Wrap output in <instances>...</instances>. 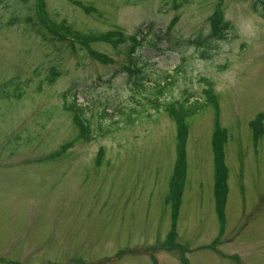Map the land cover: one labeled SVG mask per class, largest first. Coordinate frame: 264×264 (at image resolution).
I'll return each instance as SVG.
<instances>
[{"label": "rangeland", "instance_id": "obj_1", "mask_svg": "<svg viewBox=\"0 0 264 264\" xmlns=\"http://www.w3.org/2000/svg\"><path fill=\"white\" fill-rule=\"evenodd\" d=\"M252 1H0V91L16 88L0 98V264H264V14ZM215 10L230 28L220 38L210 35ZM27 16L98 40L50 44ZM116 31L123 41L99 39ZM133 59L148 86L170 76L163 102L207 101L182 121L184 134L152 110L96 128L102 109L142 101L123 67ZM69 92L85 109L87 137L62 109ZM214 133L226 169L221 222ZM173 181L179 200L167 202ZM178 202V234L166 245Z\"/></svg>", "mask_w": 264, "mask_h": 264}, {"label": "trees", "instance_id": "obj_2", "mask_svg": "<svg viewBox=\"0 0 264 264\" xmlns=\"http://www.w3.org/2000/svg\"><path fill=\"white\" fill-rule=\"evenodd\" d=\"M1 1V0H0ZM16 1L19 6L22 7V5L24 4V0H14ZM252 5L258 8L260 7L261 10L263 12H261L262 14H264V0H253L252 1ZM27 24L36 32L39 31V29L42 27L44 28V32L47 33L48 35H50L49 41L50 44L51 43H60V42H64V43H68L70 45H74L76 41H79V43H87L90 42V40L96 41L98 40V38H93L91 35H82L78 32H74L71 30V28L69 26H66L63 23H60L58 26L57 25H50L49 22H46L45 20H42L44 23H42V25L40 23H36L34 20L31 19V17L27 16ZM17 19L14 17L12 18V20L7 22V26H11L12 24L17 23ZM210 21H211V27H212V31H211V35L214 36V34L216 32H220L221 37H223V30L226 28L225 31H228L230 28H228L227 24H223L221 19L218 16V13L214 12L211 17H210ZM43 24L45 25V27H43ZM40 27V28H39ZM140 32V31H139ZM113 35H106V36H101L99 39L108 41V42H113L114 43V39L117 37V41H123L124 37L122 35V33L120 31H116L112 33ZM164 36V35H163ZM157 40H158V35H156ZM160 37V36H159ZM131 40V45L129 47V51L130 53H133V49H135V44H133V42H137V38L136 35L133 37L129 38ZM169 38L166 36L165 37V41L167 42V46L166 47H171L174 45L173 42H170V40H168ZM157 43V42H155ZM196 45V47H198L199 49H201V51H203L204 53L207 51L208 46L206 45V42H201V43H194ZM158 45V44H157ZM90 54L92 55V57L96 60H100L103 63H108L110 61L109 58H106L104 56H102L99 53H94V52H90ZM138 59H134L132 61V67L135 66V68H131V66L129 65H124V70H126L127 72H129V74L131 73L132 76V88H130V93L132 94V96H141L142 101H135L132 103L131 106L125 108V109H119L117 107V109L115 110H111L110 112L107 111V108L102 109L101 113H98L99 119L96 122V128H101V127H107L108 129H112L115 126H118L119 123H121L122 125H131L133 124L135 121L139 120L142 117H147L150 113V111L152 110L154 113L156 112H161L164 111L176 124L177 126V130L179 132L180 135L185 133L184 127L182 126V121L184 119L187 118H192L194 117L199 111L200 109L207 103V101L204 103V100H199V98H194L191 99L190 95H185V97H183L181 99V101L177 100V101H166L163 102L162 99L164 97L165 94V90L170 82V76L166 75L165 76V81H157L155 84L148 86V84L145 83V81L143 80L145 77V73H143L142 70H140L139 65L137 63ZM183 64V62H181ZM179 69V67H178ZM54 71V67H50V79L48 80L50 83H52L54 81V78L56 77L57 73L53 72ZM15 85L12 83L10 85H5L4 88H2V91H0V98L1 97H10L12 95H14L16 88H11L14 87ZM11 88L13 89L10 92H5L4 90ZM204 96L205 99H208V95H206L209 91L210 88H206V90H204ZM68 96L72 97L70 98V100H68V98L65 96L64 97V104L62 106V109L66 112H70L72 114V120H73V124L76 126V128L78 129L79 133L84 136L87 137L90 133V131L88 130L89 125L87 124L88 121V117H86V113H85V109L78 103H76V92H73L72 94H70V92L67 94ZM193 98V97H192ZM67 99V101H66ZM191 99V101H190ZM85 115V117L83 116ZM150 116V115H149ZM109 117L108 120H106L105 118ZM114 118H116V120H114ZM260 118L256 117V119L253 121L252 127L254 128V130L256 131V134H258L261 130L257 131V127L260 125L259 124ZM108 123V124H107ZM114 123V124H113ZM88 130V131H87ZM105 133V132H104ZM220 140V135L218 133H214L213 135V143H212V148L214 153L216 154L217 152V158L215 160L216 165H218V173H217V183H216V187H215V191H216V214L218 216L219 221H223V198H225L227 190L225 192H223V190L221 189L222 185L225 183V188H227L226 186V169L224 168V166L221 164V140ZM219 142V143H218ZM62 149H65L62 148ZM182 158H183V154H182ZM182 161L180 160L178 163H176V167H175V171L173 176L178 177L180 174L183 176V168L180 169ZM182 189V187H181ZM181 189H179L177 187V182L173 181L172 183H170L169 185V196L167 197V202H171L174 199L175 200H179V194L181 192ZM178 196V199L175 198L176 196ZM171 198V199H170ZM178 207H179V202L175 203L172 206V211H171V218H172V224H171V232L169 233L168 237H167V244L169 245V243H171L173 241V239L176 236V218H177V212H178ZM178 234V233H177ZM173 248V247H171ZM153 263H156V259H154V257H152Z\"/></svg>", "mask_w": 264, "mask_h": 264}]
</instances>
